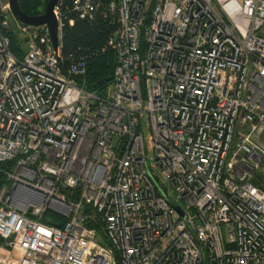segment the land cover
Instances as JSON below:
<instances>
[{
	"label": "built area",
	"instance_id": "2783aa9c",
	"mask_svg": "<svg viewBox=\"0 0 264 264\" xmlns=\"http://www.w3.org/2000/svg\"><path fill=\"white\" fill-rule=\"evenodd\" d=\"M151 2L60 0L18 58L0 0V264H264V0ZM69 13L119 28L111 101Z\"/></svg>",
	"mask_w": 264,
	"mask_h": 264
},
{
	"label": "trees",
	"instance_id": "16d2710c",
	"mask_svg": "<svg viewBox=\"0 0 264 264\" xmlns=\"http://www.w3.org/2000/svg\"><path fill=\"white\" fill-rule=\"evenodd\" d=\"M47 2L48 0H19V5L23 12L34 16L44 13ZM68 16L75 21L73 25L67 22L63 28L61 52L64 66H69L73 60L86 59L87 73L81 85L88 92L102 93L114 81L118 58L116 52L109 47V41L118 26L111 18L103 19L100 15L91 22L78 19L72 13ZM9 35L12 52L22 58L25 50L16 43L14 33L10 32ZM13 164H0V188L6 182L5 170L11 169ZM48 215L53 218L51 225L63 227L64 219L52 213Z\"/></svg>",
	"mask_w": 264,
	"mask_h": 264
},
{
	"label": "water",
	"instance_id": "95a60500",
	"mask_svg": "<svg viewBox=\"0 0 264 264\" xmlns=\"http://www.w3.org/2000/svg\"><path fill=\"white\" fill-rule=\"evenodd\" d=\"M60 0H48L45 11L40 15H28L22 11L19 5V0H10V7L12 10L13 16L20 21L24 25L39 27V26H47L50 32V36L54 45L55 50L57 51L59 45V23L56 19L54 10ZM155 0H152L150 7L148 9L146 23L149 21V15L152 11V7ZM262 34L264 35V27L262 30ZM118 35L115 36L117 40ZM179 212L182 213L180 207H176Z\"/></svg>",
	"mask_w": 264,
	"mask_h": 264
},
{
	"label": "rangeland",
	"instance_id": "374dc122",
	"mask_svg": "<svg viewBox=\"0 0 264 264\" xmlns=\"http://www.w3.org/2000/svg\"><path fill=\"white\" fill-rule=\"evenodd\" d=\"M46 8V7H45ZM19 24H22L20 21H18L14 16L12 17L11 20V32L14 33V37L16 40V43L18 45H20L24 50H26L27 48V42L25 41L24 37L21 34V31L19 29ZM99 97L102 99H106V100H112L111 99V95H112V91L110 89V87L108 89H106L104 92L99 93ZM144 129H143V135H144V140H145V146L147 149V152H150V148H151V144H152V137L151 134L149 133V131L146 128V123H144ZM262 141L264 142V133L262 135Z\"/></svg>",
	"mask_w": 264,
	"mask_h": 264
},
{
	"label": "bare ground",
	"instance_id": "6f19581e",
	"mask_svg": "<svg viewBox=\"0 0 264 264\" xmlns=\"http://www.w3.org/2000/svg\"><path fill=\"white\" fill-rule=\"evenodd\" d=\"M12 11V10H11ZM100 11H103V9L102 8H100L99 9V11L98 12H100ZM76 18H78V19H80L79 18V16L77 15V14H75L74 15ZM12 17H13V14H12ZM98 17V16H97ZM100 17H102L103 19H109V18H111V17H109V15L107 14V16L105 17V16H101L100 15ZM70 20H74V19H71V18H69ZM112 19V18H111ZM70 20H67L66 21V23L68 22L69 24H70ZM75 21V20H74ZM118 27H117V30L114 32V34H113V36L111 37V39H110V41L113 39V40H115V41H117L118 40V38H119V35L117 34V31H118ZM116 35H118V38H117V40L115 39V36ZM110 41H109V43H110ZM109 47L112 49V47H111V45H109ZM114 50V49H113ZM115 51V50H114ZM16 56V55H15ZM86 73H87V68H86ZM85 78V77H84ZM71 198L72 199H77V197H75V196H71Z\"/></svg>",
	"mask_w": 264,
	"mask_h": 264
}]
</instances>
